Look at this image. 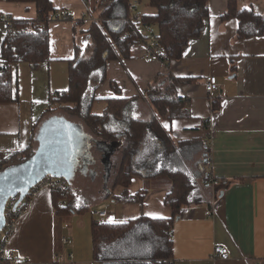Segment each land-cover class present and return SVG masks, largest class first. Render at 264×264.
I'll use <instances>...</instances> for the list:
<instances>
[{
    "label": "crops",
    "instance_id": "crops-1",
    "mask_svg": "<svg viewBox=\"0 0 264 264\" xmlns=\"http://www.w3.org/2000/svg\"><path fill=\"white\" fill-rule=\"evenodd\" d=\"M51 1L59 12L74 17L50 23L49 61L38 67L12 66L14 100L0 103L1 160L34 146L39 123L61 116L89 137L96 165L87 174L77 173L70 183L72 198L66 210H56L51 189L40 190L19 219L10 251L30 264H264V35L238 39V19L222 20L229 0H209L205 28L189 41L180 60L149 62L148 41L135 44L127 59L107 63L103 82L93 80L80 112L65 105L58 109L63 115L50 111V103L69 88V62L77 48L85 53L91 42L92 23L86 17L93 14L105 30V14L122 23L127 9L125 0ZM128 1L131 19L148 8L147 0ZM237 1L239 10L251 8L264 16V0ZM131 5L139 11H132ZM37 16L34 3L0 0V67L10 26L3 18ZM170 74L184 79L168 94L185 102V115L174 119L160 116L149 99L151 88L166 92L171 87ZM208 76L218 81L219 90L212 96L206 91ZM117 99L126 102L120 116L109 112L110 101ZM213 103H218L216 110ZM36 109L42 115L38 123ZM138 123L144 138L135 145ZM90 171L102 182L100 177L92 182ZM128 171L132 178L124 188L118 178ZM180 173L190 177L192 192L169 233L173 250L168 259L166 240L155 231L154 221L172 218L167 196L172 175ZM207 174L220 186L203 185ZM75 186L88 194L81 205ZM125 191L129 197L144 198L129 201ZM101 205L109 212L108 224L132 226L96 254L95 212ZM209 210L212 217L207 216ZM218 245L229 249L228 261L213 257ZM56 255L63 261L57 263Z\"/></svg>",
    "mask_w": 264,
    "mask_h": 264
},
{
    "label": "trees",
    "instance_id": "trees-1",
    "mask_svg": "<svg viewBox=\"0 0 264 264\" xmlns=\"http://www.w3.org/2000/svg\"><path fill=\"white\" fill-rule=\"evenodd\" d=\"M7 1L10 3H34L38 16L34 20H9V31L2 44L4 66L0 67V103L14 100L11 77V69L14 64L28 63L38 67L49 61V25L55 20L62 19L63 14L53 6L51 0ZM125 3L127 14L122 23L111 21L110 17L105 14V30L100 25L92 24L89 30L91 42L86 47L85 53H81L77 48L75 58L69 62V88L55 95L50 104L57 107L54 110L50 108V111L54 112L68 105L73 107L74 111L80 112L85 95L90 91L93 80L99 79L101 83L106 79L107 63L119 58L127 59L133 45L148 41V36L144 31L147 26L156 27L162 56L166 57L167 61L180 60L189 41L200 36L205 28V20L209 17V0H147L148 8L145 12H137L136 16L141 17V22L136 24L128 13L129 1L125 0ZM233 18L239 21L238 39L243 40L264 35V16L256 14L251 8L239 10L237 0H229L228 10L222 20ZM169 76L172 78L171 87L166 92H162L160 88H151L149 99L160 116L174 119L185 115L182 112L185 102L181 101L182 99L170 98L168 94L175 93L176 86L183 83L184 79L174 78L171 74ZM113 87L116 89L115 85ZM125 103V100L122 99L111 100L109 112L120 116ZM217 104L213 103V110H216ZM137 127L135 128L137 132L133 131L135 145H138L144 138L142 124L138 123ZM31 150L32 147H29L7 159L0 160V173L15 164L28 161L32 157ZM131 176V171L123 172L118 178V185L127 188L131 182ZM171 179L172 190L167 196V205L171 207L173 216L169 220L154 221L155 231L166 240L165 258L168 259H171L173 250L169 233L179 219L181 209L190 202L192 192V182L186 174H173ZM52 192L56 210L58 212L66 210L71 203V189L66 193L57 190H52ZM125 196L129 201H138L144 198V195L129 197L127 191H125ZM63 200L68 203L65 208L59 207V203ZM131 226L132 223L95 225L93 237L96 254L127 232ZM0 264L9 263L0 262Z\"/></svg>",
    "mask_w": 264,
    "mask_h": 264
},
{
    "label": "water",
    "instance_id": "water-1",
    "mask_svg": "<svg viewBox=\"0 0 264 264\" xmlns=\"http://www.w3.org/2000/svg\"><path fill=\"white\" fill-rule=\"evenodd\" d=\"M69 126L71 132L64 128L53 132L41 150L17 170L12 171L15 167L12 166L0 173V233L6 225L5 211L10 199L19 196L21 202L47 177L62 178L72 183L77 173L87 174L90 166L96 165L95 158L89 153V137L80 126L70 123ZM90 172L95 178V171Z\"/></svg>",
    "mask_w": 264,
    "mask_h": 264
},
{
    "label": "built area",
    "instance_id": "built-area-1",
    "mask_svg": "<svg viewBox=\"0 0 264 264\" xmlns=\"http://www.w3.org/2000/svg\"><path fill=\"white\" fill-rule=\"evenodd\" d=\"M132 11L135 13L137 12V7L134 5L130 6ZM74 17V13L71 12H64L62 14V19L64 20H71ZM3 21L9 22L7 19L3 18ZM86 21H89L92 24H99V19L94 17L93 14H89L86 17ZM132 21H134L136 24H140L141 17L140 16H134L132 18ZM145 33L148 35V47L149 51L146 55V59L149 62H154L158 60H164L167 61L166 57L162 56V50L158 44L157 35L151 26H147L145 28ZM219 90L218 81L216 76H208L206 78V91L207 93L212 96L216 91ZM209 160V158H207ZM201 183L203 185H210L213 187H219L220 181L215 179L211 174L205 175ZM51 189V190H57L61 191L63 193H66L70 190L71 185L68 181L65 179H58L53 177H47L42 182H40L37 186H35L33 189H31L28 194L26 195L25 199L21 202L19 201V196L16 198H12L8 201L5 215H6V225L2 232L0 233V262H8L9 264H30L29 261L21 257L20 255L11 252L9 249V243L10 240L15 232V229L17 227V224L19 222V219L25 213L32 205L33 200L38 196L40 190L42 189ZM68 206V203L66 200H63L59 203V207L65 208ZM95 215L97 217V225L103 226L108 223L109 218V212L105 205L99 206L97 211L95 212ZM208 217L213 216V211L209 210L207 212ZM67 240L64 238L63 243H66ZM213 257L217 260L222 261H228L231 257V253L229 249L225 246L218 245L214 248L213 251ZM64 257L62 255H56L55 261L57 263L62 262Z\"/></svg>",
    "mask_w": 264,
    "mask_h": 264
},
{
    "label": "rangeland",
    "instance_id": "rangeland-1",
    "mask_svg": "<svg viewBox=\"0 0 264 264\" xmlns=\"http://www.w3.org/2000/svg\"><path fill=\"white\" fill-rule=\"evenodd\" d=\"M137 11H139V10H137ZM99 24L101 25V21H99ZM154 30H156V27H154ZM24 84L22 85L23 89H24ZM56 107H57L56 105H51L50 108L55 109ZM60 111L61 110H57L55 113H58ZM59 114H63V113L60 112ZM41 116H42L41 113H39V111L36 109V116L34 118V122L38 123L39 120L41 119ZM42 123L43 122L41 121V123H39V125H38V130L37 131L38 132L40 131V134L38 133V135H39L38 139L36 140L35 143L33 142L34 146L31 145L33 147L32 150H31V156L36 155L37 152L41 150V148L43 147V145L46 143V141L48 140L49 136L53 132L58 131L60 128L67 129L68 132H71V127L69 126V123L66 121V119L64 117H61V116H55L53 119H50L49 121H47V122H45L43 124ZM77 135H79V132L77 133ZM26 145H28V142L26 143ZM3 157H5V154L4 155L0 154V160ZM23 163L13 165L15 167H12L13 168L12 171L17 170L19 168V166L22 165ZM91 177H93V176H91ZM100 180L102 182V177H100ZM97 181L99 182V180H97ZM89 184H91L89 187H90V189H92V187H94L93 183L89 182ZM74 192H75V195H76V201L78 203H80L79 205L82 204L81 202H84V201L87 200L88 194L86 193V190L84 188H80V187L75 186L74 187Z\"/></svg>",
    "mask_w": 264,
    "mask_h": 264
},
{
    "label": "flooded vegetation",
    "instance_id": "flooded-vegetation-1",
    "mask_svg": "<svg viewBox=\"0 0 264 264\" xmlns=\"http://www.w3.org/2000/svg\"><path fill=\"white\" fill-rule=\"evenodd\" d=\"M99 177L93 178L92 182H95ZM100 179V178H99Z\"/></svg>",
    "mask_w": 264,
    "mask_h": 264
}]
</instances>
